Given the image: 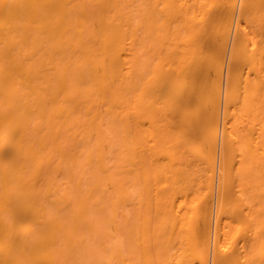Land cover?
<instances>
[{
	"label": "bare ground",
	"instance_id": "1",
	"mask_svg": "<svg viewBox=\"0 0 264 264\" xmlns=\"http://www.w3.org/2000/svg\"><path fill=\"white\" fill-rule=\"evenodd\" d=\"M0 264H264V0H0Z\"/></svg>",
	"mask_w": 264,
	"mask_h": 264
}]
</instances>
